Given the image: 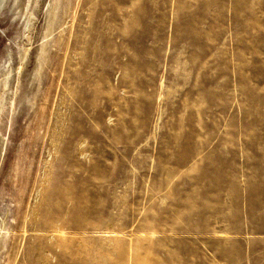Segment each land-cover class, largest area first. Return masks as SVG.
Instances as JSON below:
<instances>
[{"label":"rangeland","instance_id":"374dc122","mask_svg":"<svg viewBox=\"0 0 264 264\" xmlns=\"http://www.w3.org/2000/svg\"><path fill=\"white\" fill-rule=\"evenodd\" d=\"M22 2L0 264H264V0Z\"/></svg>","mask_w":264,"mask_h":264},{"label":"bare ground","instance_id":"6f19581e","mask_svg":"<svg viewBox=\"0 0 264 264\" xmlns=\"http://www.w3.org/2000/svg\"><path fill=\"white\" fill-rule=\"evenodd\" d=\"M10 3L17 6L18 12L16 13L19 15L21 21H23V27L27 29L29 25V16L32 14L29 10V2H22V0H0V17L4 12L6 13V10L4 9H7ZM21 49L22 50L19 53L21 66L15 69L17 74L14 75L15 70H13V65L11 64V61L13 60L11 55L9 56L8 61L4 64L2 70V66L0 67V114L6 106V102L11 101V109H14L16 104L15 100L16 102L19 101V96L16 97V95L18 91H20V75L23 69V63H25L29 56V48L27 46L22 45Z\"/></svg>","mask_w":264,"mask_h":264}]
</instances>
